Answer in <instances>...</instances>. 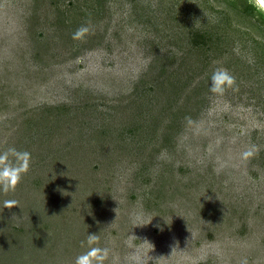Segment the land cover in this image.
I'll return each instance as SVG.
<instances>
[{"label": "rangeland", "instance_id": "obj_1", "mask_svg": "<svg viewBox=\"0 0 264 264\" xmlns=\"http://www.w3.org/2000/svg\"><path fill=\"white\" fill-rule=\"evenodd\" d=\"M217 67L236 90L209 91ZM8 146L32 162L0 193V264H75L88 232L104 264H264V10L0 0Z\"/></svg>", "mask_w": 264, "mask_h": 264}, {"label": "clouds", "instance_id": "obj_2", "mask_svg": "<svg viewBox=\"0 0 264 264\" xmlns=\"http://www.w3.org/2000/svg\"><path fill=\"white\" fill-rule=\"evenodd\" d=\"M260 10H264V0H258ZM91 31L90 24H82L73 33V40H82ZM238 88L236 77L226 67H217L210 75L209 91L216 95H224L228 89ZM257 148L255 145L247 148L242 153V158L253 156ZM32 154L28 150H20L15 146H8L0 150V193L15 192L17 185L22 181L31 167ZM16 199H5L4 207L11 209L18 205ZM152 221V220H151ZM163 230L162 226L157 225ZM100 240L98 233H87V250L75 258V264H104L108 258L109 249L97 246Z\"/></svg>", "mask_w": 264, "mask_h": 264}, {"label": "trees", "instance_id": "obj_3", "mask_svg": "<svg viewBox=\"0 0 264 264\" xmlns=\"http://www.w3.org/2000/svg\"><path fill=\"white\" fill-rule=\"evenodd\" d=\"M232 5H233V4H232ZM252 5H253V4H250V5H249V7H250L251 9H252V7H253ZM244 11H245L246 13H248V12H249V10H248V9H246V8L244 9Z\"/></svg>", "mask_w": 264, "mask_h": 264}, {"label": "bare ground", "instance_id": "obj_4", "mask_svg": "<svg viewBox=\"0 0 264 264\" xmlns=\"http://www.w3.org/2000/svg\"><path fill=\"white\" fill-rule=\"evenodd\" d=\"M258 3V0H255Z\"/></svg>", "mask_w": 264, "mask_h": 264}]
</instances>
